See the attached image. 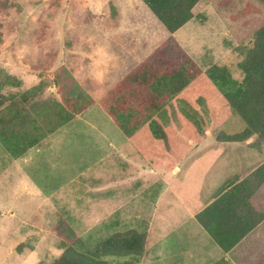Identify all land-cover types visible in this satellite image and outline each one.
Returning a JSON list of instances; mask_svg holds the SVG:
<instances>
[{
    "label": "rangeland",
    "instance_id": "1",
    "mask_svg": "<svg viewBox=\"0 0 264 264\" xmlns=\"http://www.w3.org/2000/svg\"><path fill=\"white\" fill-rule=\"evenodd\" d=\"M193 13L170 33L142 0H0V79H18L0 92L19 95L39 85L33 99L61 101L55 73L65 69L95 101L22 157L0 143V264H50L75 237L95 244L132 229L147 234L139 264L153 263L152 247L159 264H211L208 256L192 255L193 245L195 253L211 247L199 243L211 236L193 214L226 181L264 162V147L219 140L241 133L246 122L206 71L226 65L243 78L238 63L264 23V4L200 0ZM117 17H123L121 46H107L102 30ZM146 24L172 35L194 60L193 76L197 66L206 81L200 96L181 103L176 120L160 117L169 145L161 140L159 149L153 134L140 144L126 135L102 105V82L88 76L97 74L91 68L97 55L102 62L117 54L121 69L130 70L128 39L139 33L136 42H144ZM146 43L142 55L155 44Z\"/></svg>",
    "mask_w": 264,
    "mask_h": 264
},
{
    "label": "trees",
    "instance_id": "2",
    "mask_svg": "<svg viewBox=\"0 0 264 264\" xmlns=\"http://www.w3.org/2000/svg\"><path fill=\"white\" fill-rule=\"evenodd\" d=\"M142 1L166 29L173 33L193 18V8L200 0ZM259 1L264 4V0ZM250 6L251 3H248L246 8ZM244 54V58L238 63L243 74L241 80L234 78L226 65L213 64L206 72L224 93L230 106L246 122V128L241 133L219 140L246 142L256 136V140L251 142L250 146L260 148L264 147V23L255 31L252 45ZM188 62L192 64L189 58ZM169 65L170 67L163 73L157 71L155 66H150L151 73L145 72L143 76H155L160 87H162L160 82L164 79L167 80L165 85L168 86L170 82L173 85L177 83L181 76L185 78L186 73L181 70L182 64L172 62ZM147 67L141 65L109 91L105 106L128 137L139 143L142 140H149L153 134L157 138L155 139L161 142H156V149H159L162 147L159 144L164 143L161 140L168 144L169 130L164 129L161 118L152 119L142 114L143 106L148 105V99L155 94L148 91V83L144 84L146 87H140L134 92L128 91L127 86L130 80L137 81L139 74L143 77L141 70ZM190 70L191 68L188 69V73L193 76ZM17 80L12 75H5L3 80L0 79V88L5 82L17 84ZM55 80L59 86L61 101L33 99L37 96L38 89H41L39 85L19 95L0 92V143L4 151L13 158L22 157L29 149L38 147L48 135L53 134L95 102L68 70H58L55 73ZM186 83L187 78L175 89L172 87L167 89V92L174 95ZM145 88L148 93H145ZM145 123H148L146 128L140 130ZM252 169V172H247L242 177L237 176L226 181L216 191L214 200L196 214L198 222L226 251L264 218L250 202L251 197L264 186V162L258 163ZM248 207L257 213V217L252 221H248L249 216L246 212ZM146 244V232L135 229L112 233L95 244H87L79 237H75L64 246L62 255L50 264H139Z\"/></svg>",
    "mask_w": 264,
    "mask_h": 264
},
{
    "label": "crops",
    "instance_id": "3",
    "mask_svg": "<svg viewBox=\"0 0 264 264\" xmlns=\"http://www.w3.org/2000/svg\"><path fill=\"white\" fill-rule=\"evenodd\" d=\"M128 17L131 18V15H128ZM121 19L123 20V17H117V19L114 22L108 24V26L102 30L103 39L105 41L104 43L107 46H109L110 44H113L114 46H121V42H122L121 35L123 31ZM151 27L153 26L147 24L145 26V35L146 34L148 35L145 36L144 42L141 41L136 42L138 40V36L139 39H141L139 33L136 34L137 36L135 34L131 35L128 39L130 40L129 46H127L129 58L134 60L135 62V64L130 70L124 72L121 69V65H120L121 59L119 58L120 56L119 57L117 56V54H114L112 56L110 55L106 56L102 62H100V58L97 55V57L95 58L96 66L94 62L91 64L93 66L91 68H95V69L97 68V74H95L96 72L95 73L93 72L90 73L88 76L94 75V78L96 76L95 79L100 80L105 85L104 86L101 83V87L104 88L102 105H104V107L106 108L105 101L108 92L111 91L114 87H116L119 83H121V81H123L135 69L141 67V65L148 66L147 68L141 70V72H143L141 73V75L143 76L145 72L151 73V70L149 69L150 66H155L154 68L157 71H161L163 73L168 67H170L169 65L170 63L172 62L175 64L180 63L182 64L181 70L185 71L186 76L185 78L181 76V78H179L177 83H174V85L172 82H170L168 86L165 85L167 80L164 79L162 82H160V84L162 85V87H160L158 86V82L156 80L157 78L155 76L147 75L140 77V74L138 75L139 77L137 81L132 79L127 83V86L129 88L128 91H133V92L134 90L140 87H146L144 86V84L148 83V87H149L148 91H152L155 94L153 95L152 98L148 99L149 101L148 105H146L145 107L143 106V112H142L143 115H145L146 117H152V119H156V118L158 119L162 116L169 115L170 117H173L176 120L178 117V113L180 112L179 109L181 108V103L187 105L189 99L192 98L194 94L200 96L201 92L203 91V88L201 90V84L205 83L206 81L205 78L201 77L198 74L197 66L194 67L196 71V76L189 75L188 69L192 67V64L194 66L193 63L194 60L183 50V47L180 43H178L176 40L175 43H172L173 40L172 35L169 34L165 36H160L161 32L156 26L153 27L155 31H153V33H149L148 30L146 29H150ZM146 41H150V43L155 42V44L153 49L149 52L148 55L147 54L142 55L143 54L142 52L144 51L143 46L147 44ZM119 54H122V51H119ZM188 58L191 59L192 64L188 62ZM87 78L89 79V77ZM186 78H187L186 85L183 88H181L179 91H177L174 95L167 92V89H169L170 87L175 89V87L181 84ZM97 85H100V83L96 84V86ZM148 91L146 89L145 93H148ZM160 121H162V119ZM147 124L148 123H145L139 129L141 130L143 128H146ZM181 125L183 126V123H181ZM192 143L194 144V142ZM245 143L250 145L251 141H246ZM172 146H174V144H172ZM147 168L151 170L150 166ZM248 170L249 171L247 172L253 171L252 167L249 168ZM173 171L178 172L179 168L174 167ZM247 172H244L243 174H246ZM243 174L241 173L238 176L242 177ZM214 197H215V193L212 197V200L207 205H209L214 200ZM250 202L253 208L257 212H260L261 214L264 215V186H262L251 197ZM201 210H199L198 212H200ZM256 211L251 210L250 207L246 209V212L249 216L248 221H252L257 217ZM198 212L193 214V217L196 221H198L196 218V214ZM200 226L203 227L201 224ZM203 229L206 230L204 227ZM206 232L209 234L207 230ZM210 238L211 241L207 240L206 238H199L200 239L199 243H201L203 240L204 241L206 240L210 243L211 247H209L208 250H203L202 252L200 250L195 253L194 249L196 246L193 245L192 255H198V256L200 255L202 257L208 256L209 258H211L210 261L211 264H264V218L258 225L255 226V228H253L244 238H242L237 244H235L228 251H226L222 246H220L212 236ZM191 258L193 257L191 256ZM160 259H161L160 253L154 252L152 247L150 249V260L153 263L151 264H159Z\"/></svg>",
    "mask_w": 264,
    "mask_h": 264
}]
</instances>
